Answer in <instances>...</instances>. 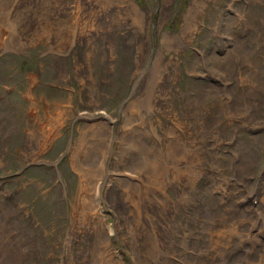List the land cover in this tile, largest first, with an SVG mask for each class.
Here are the masks:
<instances>
[{"label":"rangeland","instance_id":"374dc122","mask_svg":"<svg viewBox=\"0 0 264 264\" xmlns=\"http://www.w3.org/2000/svg\"><path fill=\"white\" fill-rule=\"evenodd\" d=\"M0 264H264V0H0Z\"/></svg>","mask_w":264,"mask_h":264}]
</instances>
